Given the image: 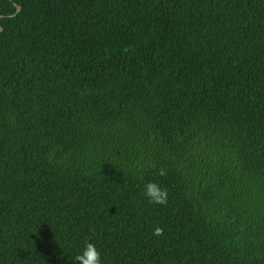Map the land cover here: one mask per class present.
Segmentation results:
<instances>
[{
  "label": "trees",
  "instance_id": "1",
  "mask_svg": "<svg viewBox=\"0 0 264 264\" xmlns=\"http://www.w3.org/2000/svg\"><path fill=\"white\" fill-rule=\"evenodd\" d=\"M0 29V264H264V0H0Z\"/></svg>",
  "mask_w": 264,
  "mask_h": 264
},
{
  "label": "clouds",
  "instance_id": "2",
  "mask_svg": "<svg viewBox=\"0 0 264 264\" xmlns=\"http://www.w3.org/2000/svg\"><path fill=\"white\" fill-rule=\"evenodd\" d=\"M158 174L163 177L166 175V171L161 168L158 170ZM142 194L152 205L166 206L168 203V191L156 182H144ZM163 231L159 225H154L151 234L159 237ZM72 264H102L101 254L94 243L86 240L73 253Z\"/></svg>",
  "mask_w": 264,
  "mask_h": 264
},
{
  "label": "water",
  "instance_id": "3",
  "mask_svg": "<svg viewBox=\"0 0 264 264\" xmlns=\"http://www.w3.org/2000/svg\"><path fill=\"white\" fill-rule=\"evenodd\" d=\"M20 11V8L16 7V13ZM1 32V29H0Z\"/></svg>",
  "mask_w": 264,
  "mask_h": 264
}]
</instances>
